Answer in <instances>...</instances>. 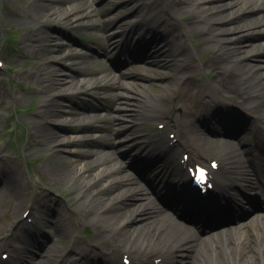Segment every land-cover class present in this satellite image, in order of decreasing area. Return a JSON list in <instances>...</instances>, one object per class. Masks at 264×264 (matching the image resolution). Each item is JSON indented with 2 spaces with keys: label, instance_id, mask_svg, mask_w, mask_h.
I'll return each mask as SVG.
<instances>
[{
  "label": "bare ground",
  "instance_id": "6f19581e",
  "mask_svg": "<svg viewBox=\"0 0 264 264\" xmlns=\"http://www.w3.org/2000/svg\"><path fill=\"white\" fill-rule=\"evenodd\" d=\"M205 1L209 0H195L194 6H196L195 8L197 10L195 16H197L196 18L198 20L202 19L203 21L205 19L204 23H206L204 27L207 30L206 32L212 31L214 33L218 28L210 27L212 22L209 16L206 15L207 10L202 7ZM253 1L254 3L251 6L245 7L242 12L238 13L237 16H239V18L264 11L263 0ZM133 2L134 0H122V5L131 6ZM49 5L48 0H31L27 11L35 14L37 20L40 22H50V18L43 19L50 15L48 14ZM148 8H150V5L144 4L143 6H134L132 9L134 11L136 9L138 14L143 15ZM73 11L74 8H67L64 13L57 10L52 13V15L53 17L56 15L55 18L61 19V17L67 15L71 17ZM81 11H83V13L80 16L75 15V21H79L83 17H92L93 11L88 0L83 1ZM226 20H230V18H218L220 22ZM159 21L161 25L157 26ZM254 22L255 21H252L251 24L249 23L248 27L256 30V27L263 24L262 21L258 23ZM151 24L153 26L150 28L153 27V30L149 29V32L156 33L149 42L144 39L146 35H140L137 41L135 40L132 42L131 47L130 43L133 34L137 33L138 29L144 26L145 23L142 22L135 28L126 30L124 28H119L117 23L112 22L113 30L115 31L111 34L109 40L107 39L110 52L117 53L121 51L130 54L131 50V55H137L145 61V64L137 71L144 73L146 76L138 74L126 75L128 79H134V82L127 84L122 82L119 84L116 80L113 89L116 90L114 105L110 110L112 114H117L123 120L120 125V127H122L121 133H130L137 130L127 124V120H133L141 126L144 125V121L147 120L146 114L148 111L143 114L139 112L135 106L142 104L145 98H147L148 103L155 105L150 113L154 111L160 119L169 118L170 123L174 124L171 126L177 127V125L181 123V125L185 126V129L191 126L201 128V136H205V138L200 136L196 137V142L200 146L195 147L191 142H189L188 145L193 151L196 159L206 163L210 159L207 151L212 149L214 145L218 146L219 150L216 155L225 165L223 173L217 174L216 183L218 185V190L222 193L224 198L231 200L232 203L239 206L237 216L241 215L244 213V207L240 205V203L238 204L237 201L239 198L236 195H232L228 190L238 188L237 185L241 188L250 186V181L248 179H250L251 174L256 180H260L261 174H264V169L260 166L261 163L258 169L253 167L254 158L248 160L249 166L252 167V169H248L246 164H241L240 158L238 159L235 153V145L229 141L223 140L226 138L218 137L219 132L208 127L205 124V120H209L214 117L215 114L222 112L225 115L223 114L220 118L221 121L226 123L231 122L233 125L235 120L228 119L227 116L236 114L237 110L246 109L250 101L254 103L264 100V63L262 64L263 69H258L256 72L255 68L258 67H251L250 63L247 62V60L250 59H256L257 61L264 59V49L261 50L259 48L254 52L244 55V50L246 48L254 46L250 44V42L254 39L253 33L255 31L251 32V35L246 39L238 41L241 46L236 49L226 44L228 39L217 38L215 41L217 44L215 48V57H210L207 59L206 63L199 64L195 61L194 54L187 49V43L182 33V31H186V28L176 21L171 7L163 5L161 14L153 18V23ZM208 27H210V29H208ZM163 29L169 33L167 37ZM233 31L232 29H227L222 32L230 33ZM42 35L43 34L39 32L36 38L40 43L42 40L47 41V36L42 37ZM170 39H173V41L171 42ZM141 42H143L142 45H140ZM209 44L211 43H207L205 46ZM146 45L151 46L150 49L154 51L152 55H150V51H147ZM106 47L107 45L103 44L102 50L106 51ZM202 53V50L197 51L198 55ZM234 57L237 59L236 62L230 69H227V58L232 59ZM209 70H214V77L210 83H206L201 79L200 72ZM94 71L109 72L108 69L102 65ZM166 71L169 72L166 73ZM50 72L51 71L48 69L43 72V75H50ZM139 78L146 81L152 80L153 82L161 81V83L169 86L168 89L171 86L170 92L174 93L176 97L172 98L171 95L150 98L145 97L146 91L141 92L138 90L137 85L139 84L136 82ZM40 79L45 83L42 89L43 91L51 88V86L46 84L44 76ZM70 79V73L68 69H65L59 74L57 82L61 83ZM254 81H256V83H254ZM84 82L85 81H83V83ZM166 86L163 88H166ZM73 89L77 91L78 95H93L91 92L93 89L90 86L82 88L81 85L77 84ZM182 102V108L185 114L175 116L174 110L181 105ZM56 104L57 102H55V100L46 99L41 106L39 114H53L52 108ZM73 104L75 106L76 104L78 105V103ZM261 107H263V104ZM261 112H263V114L256 122L252 121L249 123L245 120L243 123L244 125L242 124L244 131L254 132L255 134L257 151L254 153L256 155L263 154L262 146L264 144V134L259 128V123L264 121V110L261 109ZM125 113H127V116L124 115ZM70 114L71 110L67 107L62 114H56V116L68 117ZM173 118H175V120H173ZM168 128L169 126L163 131L158 130L155 135L152 137L146 136L142 141H130L131 137L129 135H124L120 137L121 140L113 143L105 140L98 142L96 140L97 146L100 149L98 151L93 150L85 153L74 151L72 149V143L66 138H62L65 136L58 137L55 133L45 134L40 129V125H37L32 134L33 138H43L50 143H59L60 147L64 148L67 152V157L63 151H60L55 157L54 162H59L54 170L49 172L48 181L50 180L52 183L56 184L73 181L74 177H70L68 172V170H70L69 168L73 169V164L76 159L80 158L81 160H85V162L76 169L77 173L80 175H76L75 177L74 192L81 195L82 199L90 200L89 207L80 214V222L85 224L86 221L84 222V220L89 217L92 219L96 217L95 229L97 233L96 237L89 244L85 243L83 238L74 237L70 229V223L75 222V214L71 210L62 207L60 201L46 197L44 190L37 192L35 197L38 198L37 205H39L37 208L40 209L39 220L42 221V223H44V221L45 223H49V227L52 228V233L49 234L51 243H45V241L41 242L43 246L42 252L32 257L29 261H26L25 264H62V261L65 259L73 263L86 261V264H123L122 254H124L125 251L134 254L136 257L135 264H157L158 260H162L164 264H264V217H262L258 223L245 226L242 231L237 234L233 232H219L208 238L197 237L193 234L192 228H190L188 223H194V226L195 224L203 226L205 220L197 213H189V211H187L189 209H196V205L184 200L183 194L188 190L190 177L186 173L181 161H179L178 164L182 173L181 179L178 182L171 180V173L174 168L171 170L170 166H167V164L172 162L176 166L175 160L173 159L179 156L180 147L177 145L172 146L170 141L166 140L165 133ZM56 129L69 132L60 124L56 126ZM220 132L221 134L224 133L223 131ZM228 132L229 131L226 133ZM81 133L83 134V143L95 141L91 136L86 135L87 132L84 129ZM208 134L210 135L208 136ZM238 137L240 136H237L236 140L242 144V141ZM202 140L205 141L202 142ZM125 142L129 143L126 144ZM123 148L127 150L122 151ZM153 148L160 150V153L166 152V156L163 160H165L167 164L156 159L157 157L152 158L158 154V152L156 154L152 153ZM128 151L136 153L139 157L145 158L144 164L149 160L150 170L146 176L150 175V178L154 179L155 186L153 191L160 197L163 205L175 209V216H170L168 213L163 212V208H159L157 211L159 213L161 212V217H163L165 222L169 223L171 228L166 227L163 224V220H160L156 214L154 215L152 212L150 213L143 210L140 206L133 203L128 198L130 197L128 191L124 192L122 189L123 185L120 180L116 178V175L121 172L122 169H126V166L129 167L131 163L128 162L125 163L124 166L118 167L116 162L117 158L114 154L126 153ZM250 152L249 149L244 150L246 155ZM95 154L97 156L96 159L87 161L86 163V159ZM151 154H153V156ZM124 156L125 155L122 157ZM130 158L131 155L126 153V159ZM65 162L70 163L69 168H67ZM141 166L143 167V165ZM95 167L97 169H95ZM234 174L238 175V179H236ZM0 179L3 181V187L11 195L16 194L17 190L26 187L20 165L15 161H12L8 167H3L0 170ZM127 180L132 184H136V178L131 175L128 176ZM101 181L109 183L108 190L113 193L114 198L109 199V202L102 198H97L100 193L97 185ZM181 181L184 182L182 185L183 192L175 195L174 191ZM137 191L142 198L148 194L143 187H139ZM167 191L173 194L168 200L165 197ZM236 192H239L238 189H236ZM27 195L24 197L26 198ZM15 198L19 205L23 203L21 196L18 198L16 195ZM52 203H55V206H57V214L53 221H48L46 217L49 209L52 207ZM181 204L183 207H179ZM151 205L152 202L149 203V206ZM201 211L206 219L212 218L211 214H208L204 210ZM225 212L227 213V210H221V213H224V215ZM35 216L37 215L35 214ZM235 217L236 216H232V214L229 215L230 219ZM19 218L20 217L16 218L13 225L19 227L21 234L0 239V246H7L8 243L15 242L21 244L24 249V245H22L23 238L26 234L30 233L31 230L29 227H26ZM229 218H227V220H229ZM206 228H211L208 223L204 224L203 230ZM105 234L107 236L109 235V237L112 236V239L109 241L103 239L102 236ZM33 237L36 238L37 236L33 235ZM63 244H65L64 248ZM253 246H255L256 249H254ZM15 253L17 254L16 259L23 262L22 249L17 250ZM71 254H74V256Z\"/></svg>",
  "mask_w": 264,
  "mask_h": 264
},
{
  "label": "rangeland",
  "instance_id": "374dc122",
  "mask_svg": "<svg viewBox=\"0 0 264 264\" xmlns=\"http://www.w3.org/2000/svg\"><path fill=\"white\" fill-rule=\"evenodd\" d=\"M30 1L0 0V56L4 58L7 64V71L0 72V165L8 166L12 161L17 162L20 165L26 184V189L17 190L16 194L11 195L0 182V236H7L9 234L8 230L12 227L13 222L17 217H22L27 209L32 208L34 210L36 208L35 203L37 199L35 193L37 191L44 190L46 197H50L51 199L55 197L60 198L66 208L74 205L73 210H75L76 218L78 214H81L89 207L90 200L82 199L80 197L81 195L75 194L74 192L75 177L76 175H80L76 169L85 160H81L80 158L76 159L73 164L74 170L69 168V162H65L67 168L70 169L68 170L70 177H74L73 181L60 184L52 183L50 180L48 181L49 172L53 171L59 162H54L55 157L60 151H63L67 157V152L64 148L60 147L59 143H50L43 138L37 137L34 140L36 144L30 147L29 142L37 125H40V129L45 134L55 133L57 136L64 135L65 137L63 138H66L72 143V149L74 151L85 153L93 150L98 151L100 148L97 146V141L105 140L113 143L121 140L120 137L124 135H129L131 137L130 141H142L146 135L153 136L154 132L158 129V123L152 122L154 115L152 112L150 113L155 105L148 103L147 98L143 100L142 104L135 106L143 114L148 111L146 114L147 120L144 121V125L141 126L133 120L126 121L133 129H137L134 132L121 133L122 127L120 125L123 120L117 114H112L110 110L114 105L116 90L113 89L116 80L119 84L121 82L127 84L134 82V79H128L126 75L138 74L146 76L144 73L137 71L145 64V61L137 55H131V50L130 54L121 51L117 53L110 52L107 43V39L109 40L111 34L115 31L113 30L112 22L117 23L119 28L126 30L134 27L139 22H148L145 16L151 12L150 9H146L147 11L145 10L141 16V14L137 13L136 9L135 11L132 9L134 6H143L144 4H152L154 2L169 5L174 10L173 13L177 22L188 27V32H184L186 35L185 41L187 43V49L194 54V59L199 64H204L210 57H215V48L217 45L215 41L217 38L228 39L226 44L231 45L234 49L240 47L241 44L238 41L246 39L251 35V32L255 31V29L248 27V24H251L252 21H255L254 23L262 21L263 24L256 27L257 31L253 33L254 39L250 42L254 46L246 48L245 50L243 49L244 55L254 52L259 48L261 50L264 49V11L240 18L237 16L245 7L251 6L254 3L253 0H209L203 2V4L201 3L202 7L207 10L206 15L209 16L212 22L210 27L218 28L214 33L212 31L206 32L207 30L204 27L206 23H204L205 19L203 21L202 19H196L197 16H195V13H197V10L195 8L196 6H194L195 0H179V2H174L173 0H134L131 6L122 5V0H88L93 11L92 17H83L79 21H75L74 18L75 15L80 16L83 13L81 7L85 0H48L50 4L48 14L50 15L43 19L50 18V22H40L37 20L35 14L27 11ZM184 1L186 4L183 5L182 3ZM67 8H74L71 17L69 15H67L68 17L63 16L61 19L55 18L56 15L53 17L52 13L57 10L64 13ZM220 17H228L230 20L220 22L218 21ZM133 21H138V23L132 24ZM227 29L234 31L230 33L222 32ZM39 32L43 34L42 37L47 36V41L42 40L40 43L36 39ZM5 35L9 36V41L6 45H4ZM137 36L139 37L140 35H136L135 39L138 38ZM207 42L211 44L205 46ZM103 44L107 45L105 48L106 51L102 50ZM130 44L132 47V42ZM198 50H202L203 53L198 55ZM147 51L150 50L147 49ZM153 52L150 51V54H153ZM227 59L228 64L226 68L230 69L237 59L236 57ZM247 62L250 63L251 67H258L255 68L256 72L258 69H263L262 64L264 63V59L258 61L256 59H250ZM100 65L105 66L109 72H95L94 70ZM48 69L51 71V74L43 75V72ZM65 69H68L71 79L58 83L57 78H59V74ZM168 72L166 71V73ZM200 74L202 75L201 79L203 81L210 83L213 80L214 70L200 72ZM43 76L46 84L51 86V88L45 91L42 90L45 83L40 79ZM83 81L85 82L83 83ZM136 83L139 84L137 85L138 90L141 92L146 91L145 97H161L164 95H171L172 98L176 97L174 93L170 92L172 87L170 86L168 89L169 86L161 83V81L153 82L152 80L146 81L139 78ZM77 84L81 85L82 88L90 86L93 89L91 91L93 95H78L77 91L73 89ZM165 86L166 88H163ZM60 96L64 97L60 98ZM47 98L55 100L57 104L52 108L53 114H48L45 117L41 115V117L38 115V112L43 105V100ZM73 103H78V105L76 104L74 106ZM262 104L263 107H261ZM181 105H183V102ZM249 105L257 106L260 110H264V100L249 103ZM65 106L71 107L70 110L76 113L70 119L73 121L80 119L79 124H81L84 116L89 114L85 110L92 111L90 117L94 118V121L90 123V127L93 130L87 134L95 140L94 142L83 143V135L77 133L65 134L57 132L52 128L50 122L61 119L54 115L58 114L59 111L65 110ZM175 111V115L178 113L181 115L185 114L183 108H178ZM124 115L127 116V113ZM66 122L65 124L68 126L72 125V121ZM223 124L222 121H219V118H216L211 121L209 127L219 132L218 137L224 136L226 139L223 140L235 145V153L238 159L240 158L241 164L244 165L248 157L242 153L245 146L249 147V144L253 141V136L243 130V120L240 121L239 127L236 126L234 130L228 128L233 132L231 136L226 134L227 129H223ZM96 131L99 132L96 133ZM220 131H223L224 134H221ZM187 133L188 137L192 139L197 135L205 138V136H201L200 131L195 130L193 127L187 130ZM16 136L19 138L17 142ZM237 136H240L238 137L240 140L243 138L245 143L244 147L236 140ZM204 141L202 140V142ZM125 143L128 144L129 142ZM124 150L126 151L127 149L123 148L122 151ZM218 150V146L214 145L207 152L209 156L216 158ZM126 153L131 155L130 159H126ZM126 153L114 154L117 158L116 162L118 167H122L128 162L131 163L129 167L126 166V169H122L116 175V178L123 185L122 189L124 192H127V190L129 192L136 186H155L154 179L150 178V175L146 176L150 170L149 160L144 164V160H139L141 157L136 153H131L130 151ZM152 153L156 154L155 151H152ZM123 155L125 156L122 157ZM151 155L153 156V154ZM96 157V154L91 155L86 159V163L87 161H93ZM155 157L157 155L152 158ZM156 159L159 160V158ZM96 167L95 169H97ZM179 173V169H175L171 173V180H177ZM138 174L143 176L146 181H144L145 183L138 177ZM130 175L137 178L138 182L136 185L131 184L127 180ZM234 175L238 176L237 174ZM262 183H264V179H262ZM97 188L100 190L97 198H102L107 202H109V199L114 198L113 193L108 190L109 183L101 181L97 185ZM177 189L178 192L181 191L180 187ZM246 192L253 198L255 196L261 198L251 188H247ZM231 193L236 195L237 192L236 190H231ZM16 195L18 198L21 196L23 199L22 204H18L15 198ZM25 195H27L26 198L24 197ZM153 198L154 196L152 194L149 195V199ZM262 198H264V194ZM138 205L141 206V203L138 202ZM56 214L50 208L46 220L53 221ZM157 216L160 219L162 218L159 214ZM84 221L86 223L82 226L80 218H77L75 231H82L79 236L84 238L85 243H88L95 235L97 219L95 217L94 219L90 218ZM163 224L171 228L165 220H163ZM191 228L193 234L199 236L198 228L194 229L196 228L194 226H191ZM32 230L36 231L34 233H37L35 234L37 237L34 238L33 235H27L24 238V261H29L31 257L42 252L43 246L41 242L51 243L49 234L52 233V228L49 227V223H45L44 221V223L32 228ZM238 231L240 232L241 229H238ZM214 232L217 234L219 231ZM210 235L206 233V236ZM103 238L105 240H111L112 236L103 235ZM64 246L65 244H63V248ZM253 248L256 249L255 246ZM2 250H5L6 253L10 252L9 248ZM1 261H3V257L0 251ZM24 261L21 264H25Z\"/></svg>",
  "mask_w": 264,
  "mask_h": 264
},
{
  "label": "snow or ice",
  "instance_id": "6c2138e0",
  "mask_svg": "<svg viewBox=\"0 0 264 264\" xmlns=\"http://www.w3.org/2000/svg\"><path fill=\"white\" fill-rule=\"evenodd\" d=\"M197 175H198V179L201 181H204L206 179V172L203 168L197 169Z\"/></svg>",
  "mask_w": 264,
  "mask_h": 264
}]
</instances>
